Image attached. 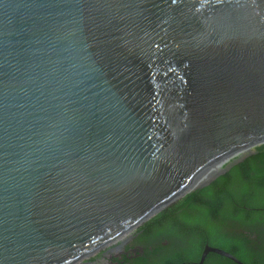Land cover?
Wrapping results in <instances>:
<instances>
[{
    "label": "water",
    "instance_id": "1",
    "mask_svg": "<svg viewBox=\"0 0 264 264\" xmlns=\"http://www.w3.org/2000/svg\"><path fill=\"white\" fill-rule=\"evenodd\" d=\"M263 143L264 0H0V264H73Z\"/></svg>",
    "mask_w": 264,
    "mask_h": 264
},
{
    "label": "trees",
    "instance_id": "2",
    "mask_svg": "<svg viewBox=\"0 0 264 264\" xmlns=\"http://www.w3.org/2000/svg\"><path fill=\"white\" fill-rule=\"evenodd\" d=\"M138 231L141 245H151L159 236L176 248L160 264L196 260L206 244L245 264H264V143L164 208ZM203 264L238 263L209 252Z\"/></svg>",
    "mask_w": 264,
    "mask_h": 264
},
{
    "label": "flooded vegetation",
    "instance_id": "3",
    "mask_svg": "<svg viewBox=\"0 0 264 264\" xmlns=\"http://www.w3.org/2000/svg\"><path fill=\"white\" fill-rule=\"evenodd\" d=\"M138 229L139 227L104 244L73 264H160L162 259L172 255L174 247L168 238L161 240L159 236H155L151 245H141V235ZM174 250L176 251V248ZM199 260L200 258L179 264H197Z\"/></svg>",
    "mask_w": 264,
    "mask_h": 264
},
{
    "label": "bare ground",
    "instance_id": "4",
    "mask_svg": "<svg viewBox=\"0 0 264 264\" xmlns=\"http://www.w3.org/2000/svg\"><path fill=\"white\" fill-rule=\"evenodd\" d=\"M255 148V147H254ZM254 148H252V150L254 149ZM233 157H235V156H232L229 160H231ZM229 160H227V161H229ZM226 164H228L227 162H223L222 164L221 163H217L216 165H214L212 168V173H210V174H206L204 177H203V181L204 180H207L208 178H210V176H211V174H213V173H217V172H219L223 167H224V165H226ZM154 217V216H153ZM140 227V226H139ZM223 250V249H222ZM228 252V251H227ZM231 254V253H230ZM237 258V257H236ZM240 260V259H239ZM241 261V260H240ZM242 262V261H241ZM244 263V262H243ZM245 264V263H244Z\"/></svg>",
    "mask_w": 264,
    "mask_h": 264
}]
</instances>
